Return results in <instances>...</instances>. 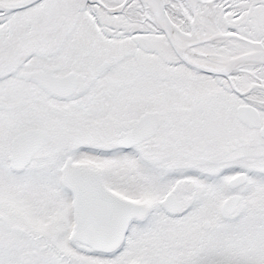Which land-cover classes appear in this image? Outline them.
I'll return each instance as SVG.
<instances>
[{
  "label": "snow or ice",
  "instance_id": "6c2138e0",
  "mask_svg": "<svg viewBox=\"0 0 264 264\" xmlns=\"http://www.w3.org/2000/svg\"><path fill=\"white\" fill-rule=\"evenodd\" d=\"M0 264H264V0H0Z\"/></svg>",
  "mask_w": 264,
  "mask_h": 264
}]
</instances>
